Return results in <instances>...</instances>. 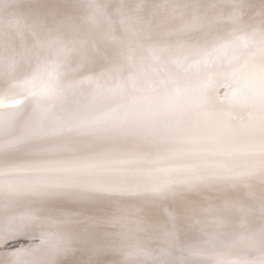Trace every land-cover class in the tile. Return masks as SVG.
<instances>
[{
	"label": "snow or ice",
	"instance_id": "snow-or-ice-1",
	"mask_svg": "<svg viewBox=\"0 0 264 264\" xmlns=\"http://www.w3.org/2000/svg\"><path fill=\"white\" fill-rule=\"evenodd\" d=\"M0 264H264V0H0Z\"/></svg>",
	"mask_w": 264,
	"mask_h": 264
},
{
	"label": "bare ground",
	"instance_id": "bare-ground-1",
	"mask_svg": "<svg viewBox=\"0 0 264 264\" xmlns=\"http://www.w3.org/2000/svg\"><path fill=\"white\" fill-rule=\"evenodd\" d=\"M9 243L16 244V247H20L22 245L26 246L27 238L26 237H17L15 240L9 241Z\"/></svg>",
	"mask_w": 264,
	"mask_h": 264
}]
</instances>
